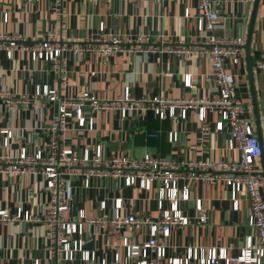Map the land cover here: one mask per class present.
I'll return each instance as SVG.
<instances>
[{"label": "crops", "instance_id": "1", "mask_svg": "<svg viewBox=\"0 0 264 264\" xmlns=\"http://www.w3.org/2000/svg\"><path fill=\"white\" fill-rule=\"evenodd\" d=\"M60 1L62 15L59 18L55 15L56 0H0V33L22 34L29 43L40 41L53 31L57 34L58 44L73 47L96 35L103 24L105 30L118 33L122 38L146 34L149 41L145 44L148 46L172 44L178 39L185 45H194L203 39V35L196 31L197 0ZM253 2L235 0L223 4L217 30L219 34L230 38L242 36L246 41ZM185 10H188L189 17L184 16ZM250 47L264 157V72L253 68L264 49L263 0H259ZM62 58L67 72V84L62 95L66 97L89 90L100 99L110 100L124 94L126 89L132 98L158 94L170 99L196 100L214 95L211 66L203 57L178 56L158 50L103 57L91 51L78 54L67 50ZM233 71L238 96L251 103L245 57ZM186 74L192 76L191 87L183 84ZM56 80L57 74L50 61L32 60L30 52L20 47L14 48L11 56L0 48V93L32 94L36 86L47 85L50 88ZM54 113L55 105L44 100L35 101L30 107L27 104H5L0 99V129L11 128L15 135L10 143L11 154L16 155L22 146L31 152L41 149L46 153L48 127ZM217 120L218 116L213 112L208 114L205 123L199 122L196 108L190 109L185 119L177 121L169 118L159 120L151 111L140 109L122 119L117 111L110 110L95 115L91 130L78 128L72 122L67 132V143L77 154H81L84 148L92 152L96 144H101L105 154L124 152L136 158L145 154L181 160L236 158L238 150L227 147L228 130L226 126L221 131L216 130ZM203 125L207 127L204 131L201 129ZM171 131L176 133L174 141L169 139ZM152 133L157 135H150ZM1 143L0 133V151H3ZM261 161L260 156V168ZM184 172L187 175L190 173L186 169ZM184 183L189 188V199L181 202V210L189 217L190 223L172 228L169 237L164 239L167 254L178 255L187 246L225 247L228 253H236L249 232L245 193L238 194V207L233 209L230 193L222 182L208 183L192 178L186 182L179 180V185ZM73 186V211L81 207L88 215H100L97 204L102 197L120 196L125 198L122 213L159 215L153 190L125 187L120 179L95 177L88 187H84L79 176L73 178ZM48 197L45 181L38 175L0 174V210L11 216L20 209L22 211L20 219L0 221V262L18 264L34 258H39L42 263L55 262V258L48 255L44 225L39 220L46 209ZM198 198L202 200L201 211L195 208ZM26 211L31 220L23 219ZM110 212L106 211L107 214ZM200 214L207 216V222L197 223ZM93 229L98 231V226ZM87 233L84 236L86 248L96 250L99 258L110 260L119 234L105 237ZM119 233L142 242L148 230L138 234L123 229Z\"/></svg>", "mask_w": 264, "mask_h": 264}, {"label": "built area", "instance_id": "2", "mask_svg": "<svg viewBox=\"0 0 264 264\" xmlns=\"http://www.w3.org/2000/svg\"><path fill=\"white\" fill-rule=\"evenodd\" d=\"M232 1L235 0H197L196 31L203 35V39L194 45H185L178 39L172 44L148 46L145 44L149 41L146 34L122 38L118 33L105 30L103 24L99 26L96 35L73 47L58 44L57 34L53 31L48 32L42 40L29 43H26V37L22 34L0 33V48L8 56L16 47L26 49L32 60L50 61L57 74L53 87L36 86L32 94L0 93V99L13 106L27 104L32 107L38 100L55 105V113L48 127L46 153L41 149L31 152L22 146L16 155L11 154L10 143L15 136L14 130L7 127L0 129L1 145L4 148L0 151V174L38 175L44 179L49 196L39 220L44 225L48 255L54 257L55 262L42 263L39 258H34L18 264H264V179L258 162L262 149L254 129L252 104L238 96L233 71L244 60L245 40L242 36H223L217 31L220 9L223 4ZM54 8L55 15L60 18L62 1L56 0ZM184 16H190L188 10H185ZM67 50L78 54L91 51L103 57L148 50L185 57H203L211 66L214 95L196 100L170 99L158 94L132 98L126 89L124 94L110 100L100 99L89 90L66 97L62 95L67 84L62 54ZM253 68L264 72V49L256 58ZM183 84L185 87L192 86L191 74L185 75ZM192 108H196L201 123L207 121L209 113L217 114L215 128L221 131L226 126L229 134L227 147L238 150L236 158L218 161L181 160L150 154L136 158L124 152L105 154L101 144H96L92 152L84 148L81 154H77L67 143V132L72 122L78 128L91 130L95 115L101 112L114 110L123 119L139 109L149 110L159 120L169 118L177 121L185 119ZM201 129L204 131L207 127L203 125ZM169 134L170 141L176 140L174 131ZM185 169L190 171L188 175ZM77 176L82 178L84 187H88L90 180L95 177L120 179L125 187L137 186L145 191L153 190L159 215L153 217L134 212L122 213L125 198L120 196L102 197L97 204L100 215H88L81 207L73 211V178ZM189 178L208 183L222 182L230 193L233 209L238 207V194L245 193L249 208L246 221L249 232L236 253H228L225 247L187 246L178 255L167 254L164 239L169 237L172 228L190 223L189 217L181 210V202L189 199V188L185 183L179 185V180L186 182ZM195 208L197 211L202 210L200 198L196 199ZM110 210V214H107L106 211ZM21 216V209L14 216L0 210V221L20 219ZM23 219L31 220L27 211ZM205 222L207 216L200 214L197 223ZM94 226H98V231L93 229ZM123 229L138 234L147 229L148 233L146 239L140 242L119 233ZM85 232L91 236L99 234L105 237L119 234L110 260L99 258L96 250L86 248Z\"/></svg>", "mask_w": 264, "mask_h": 264}, {"label": "water", "instance_id": "3", "mask_svg": "<svg viewBox=\"0 0 264 264\" xmlns=\"http://www.w3.org/2000/svg\"><path fill=\"white\" fill-rule=\"evenodd\" d=\"M259 0H254L253 2V8L250 16V20L248 22V31H247V36H246V41L244 45L245 49V63H246V70H247V77H248V84H249V89H250V95H251V104L253 107V121L255 124V132L256 135L261 142V123H260V114L258 110V100L255 92V86H254V77H253V71H252V57L250 54V45H251V38H252V33H253V27H254V22H255V17L257 13V8H258ZM261 168H262V176L264 179V157H263V147L261 144Z\"/></svg>", "mask_w": 264, "mask_h": 264}]
</instances>
